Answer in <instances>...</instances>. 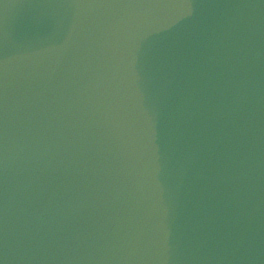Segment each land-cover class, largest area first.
I'll return each mask as SVG.
<instances>
[{"label":"water","instance_id":"water-1","mask_svg":"<svg viewBox=\"0 0 264 264\" xmlns=\"http://www.w3.org/2000/svg\"><path fill=\"white\" fill-rule=\"evenodd\" d=\"M3 264H264V0H0Z\"/></svg>","mask_w":264,"mask_h":264},{"label":"snow or ice","instance_id":"snow-or-ice-1","mask_svg":"<svg viewBox=\"0 0 264 264\" xmlns=\"http://www.w3.org/2000/svg\"><path fill=\"white\" fill-rule=\"evenodd\" d=\"M0 264H3V260H0Z\"/></svg>","mask_w":264,"mask_h":264}]
</instances>
